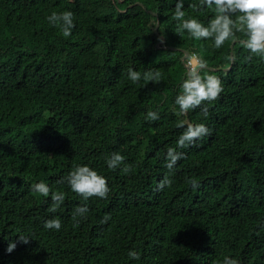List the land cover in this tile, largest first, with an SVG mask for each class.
I'll return each mask as SVG.
<instances>
[{
  "label": "trees",
  "instance_id": "16d2710c",
  "mask_svg": "<svg viewBox=\"0 0 264 264\" xmlns=\"http://www.w3.org/2000/svg\"><path fill=\"white\" fill-rule=\"evenodd\" d=\"M176 2L0 0V264H264V57L242 46L241 32L219 49L192 38L173 18ZM183 4L185 19L208 26L215 16L214 6L190 7L201 0ZM65 11L74 14L68 37L47 19ZM185 51L207 61L201 75L217 76L223 91L182 114ZM150 70L158 80L145 79ZM188 123L210 134L177 148ZM170 147L184 153L171 171ZM114 152L131 171L107 166ZM77 165L106 178L107 198L71 190ZM166 176L171 186L158 190ZM40 181L47 197L32 189ZM57 192L64 200L52 212ZM55 217L60 230L44 228Z\"/></svg>",
  "mask_w": 264,
  "mask_h": 264
},
{
  "label": "clouds",
  "instance_id": "9594fccd",
  "mask_svg": "<svg viewBox=\"0 0 264 264\" xmlns=\"http://www.w3.org/2000/svg\"><path fill=\"white\" fill-rule=\"evenodd\" d=\"M206 5L208 8H213L215 16L212 18L208 26L202 24L196 18L185 19L183 11V0H177L174 9L173 18L178 22V28L186 30L192 38L213 39L214 47L221 48L225 41L230 38H235L236 32H241L246 37L240 43L251 54H256L264 57V0H201V4H192L191 8L198 10L201 6ZM74 14L71 11L62 13L53 12L47 19L55 27L58 26L63 36L71 35L72 29L75 27L73 21ZM235 17V19H233ZM250 58V57H248ZM228 60L235 61V54L228 56ZM185 67L187 68L186 78L183 80L181 87L182 93L179 94L175 103L179 105L180 112L186 114L189 109H196L202 105L204 101H215L223 91L221 80L215 75L202 76L201 72L207 70V61L196 54H185ZM160 73L155 70H150L144 73V77L148 81L158 80ZM128 77L133 82H138L141 79V73L132 68L128 69ZM204 116H207V107L201 108ZM147 118L155 121L159 119L157 112H148ZM179 127H184V122H181ZM210 134L205 124L188 123L183 133L176 141L177 148L183 149L192 146L197 140L205 135ZM184 158V153L177 151L175 148H168L166 153L165 167L170 171L174 168L177 161ZM123 165L122 171L125 173L131 171V166L125 163V157L119 153H112L107 159V166L110 169H117ZM67 183L71 190L81 196L85 201L90 197L107 198L109 193L108 183L105 177L99 175L95 170L87 165H77L66 177ZM172 181L166 176L157 184V189L171 186ZM192 188H198V182L189 178L186 180ZM33 191L47 197L51 192L49 186L40 181L32 186ZM52 207L50 211L56 212L60 204L64 200V193L57 192L51 196ZM87 205L77 207L73 214V220L78 226L79 220L77 217H85L87 213ZM109 217L101 220V223H106ZM44 228L60 230L62 223L59 217H55L44 222ZM19 241L27 244L29 238L24 236L18 237ZM16 247L15 243L9 242L6 251L11 253ZM128 256L131 259H139V253L129 251ZM223 264H240L237 259L225 257Z\"/></svg>",
  "mask_w": 264,
  "mask_h": 264
},
{
  "label": "water",
  "instance_id": "95a60500",
  "mask_svg": "<svg viewBox=\"0 0 264 264\" xmlns=\"http://www.w3.org/2000/svg\"><path fill=\"white\" fill-rule=\"evenodd\" d=\"M233 43H234V42H232L231 47L233 46ZM186 53L188 54V51H185V52H184V55H183L182 58H181V61L183 62L184 66H185V54H186ZM185 68H186V67H185ZM186 72H187V68H186Z\"/></svg>",
  "mask_w": 264,
  "mask_h": 264
},
{
  "label": "built area",
  "instance_id": "2783aa9c",
  "mask_svg": "<svg viewBox=\"0 0 264 264\" xmlns=\"http://www.w3.org/2000/svg\"><path fill=\"white\" fill-rule=\"evenodd\" d=\"M192 54H195V53H192ZM197 55V54H196Z\"/></svg>",
  "mask_w": 264,
  "mask_h": 264
}]
</instances>
